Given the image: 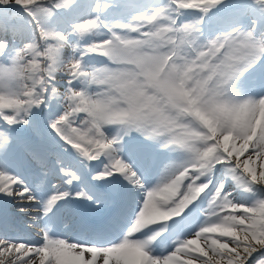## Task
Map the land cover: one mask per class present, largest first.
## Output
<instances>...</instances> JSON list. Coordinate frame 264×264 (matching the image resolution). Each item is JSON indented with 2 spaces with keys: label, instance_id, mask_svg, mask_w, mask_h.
Instances as JSON below:
<instances>
[{
  "label": "snow or ice",
  "instance_id": "obj_1",
  "mask_svg": "<svg viewBox=\"0 0 264 264\" xmlns=\"http://www.w3.org/2000/svg\"><path fill=\"white\" fill-rule=\"evenodd\" d=\"M257 67L264 0H0V264H264Z\"/></svg>",
  "mask_w": 264,
  "mask_h": 264
},
{
  "label": "rangeland",
  "instance_id": "obj_2",
  "mask_svg": "<svg viewBox=\"0 0 264 264\" xmlns=\"http://www.w3.org/2000/svg\"><path fill=\"white\" fill-rule=\"evenodd\" d=\"M245 80H247V78H245ZM248 80L250 82V85L254 86L255 88L262 85L264 83L263 72L260 71V72L254 73V75H251L248 77ZM255 88H252V89L254 90ZM249 94H252V93H249Z\"/></svg>",
  "mask_w": 264,
  "mask_h": 264
}]
</instances>
